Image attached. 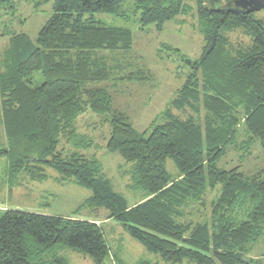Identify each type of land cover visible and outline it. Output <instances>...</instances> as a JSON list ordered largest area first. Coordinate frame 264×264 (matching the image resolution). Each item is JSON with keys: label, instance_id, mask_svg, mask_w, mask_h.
Instances as JSON below:
<instances>
[{"label": "trees", "instance_id": "1", "mask_svg": "<svg viewBox=\"0 0 264 264\" xmlns=\"http://www.w3.org/2000/svg\"><path fill=\"white\" fill-rule=\"evenodd\" d=\"M17 1L22 0H0V9L15 10ZM124 1L54 0L34 40L25 32L9 34L0 60V112L7 138L0 159L7 158V177L41 180L46 169H53L62 181L89 189L84 204L107 209L108 219L166 263L264 264V252L252 256L264 242V159L251 174L239 164L217 166L232 146L244 159L256 143L264 157L263 22L253 12L225 9L234 0H194L200 58L185 59L191 69L186 82L139 131L125 111L113 107L107 81L118 72L116 80L139 83L151 73L141 68L123 73L122 64L114 65L115 52L132 47L133 32L96 17L117 15ZM133 4L140 29L153 24L159 30L190 14L183 0ZM236 32L248 41L232 42L230 33ZM87 112L108 126L106 150L130 164V185L145 191L133 206L100 172L98 160L80 152L89 142L75 122ZM65 144L72 149L64 152ZM167 160L174 162L177 178L167 171ZM211 190L218 195L208 202ZM190 206L202 207L197 219L188 217ZM0 214V264H68L61 253L66 248L95 264L110 255L101 224L94 220L20 209Z\"/></svg>", "mask_w": 264, "mask_h": 264}, {"label": "rangeland", "instance_id": "2", "mask_svg": "<svg viewBox=\"0 0 264 264\" xmlns=\"http://www.w3.org/2000/svg\"><path fill=\"white\" fill-rule=\"evenodd\" d=\"M134 1L125 0L117 15L102 13L97 14L96 17L107 25L129 27L133 32L132 47L126 53L115 52L113 55L114 65L119 68V64H122L126 68L125 71H121L123 73L138 68L147 71V74L148 71L151 73L148 75V79L143 82H121L116 80L121 76L120 73L114 70L115 73L107 81L109 84L107 88L113 98V107L125 111L134 127L141 131L168 105L167 103L175 95V90L184 85L185 79L191 71L190 65L186 63L185 59L188 58L191 61L199 59L203 43L202 35L196 27L194 0H183L189 7V15L181 14L165 22L159 30L153 24H147L144 29H140L134 17ZM53 3L54 0L44 3L42 0H22L16 2L15 10L6 7L0 9V60L3 57V50L9 44V34L13 31L25 32L31 39H35L38 30L50 16ZM253 13L264 24V10L260 9ZM122 15L124 16L122 17ZM124 17L130 19L125 20ZM230 40L232 42L239 40L247 42L248 38L242 33L236 32L230 33ZM75 126L79 134L86 135L87 142H89L88 147L85 150L81 149L80 152L98 160L100 172L111 181L114 189L125 197L128 206L142 201L145 197L144 189L130 185V164L126 163L120 154L110 152L105 148L109 135L108 126L102 125L99 116L93 115L91 112L79 115ZM6 142L2 112H0V148L5 147ZM64 148V152L67 149H72L67 144ZM263 159L261 147L256 143L244 156V159L239 157L236 148L232 146L229 147L217 166L228 169L239 164L242 171L251 174L262 166ZM6 163V157L0 159V213L3 210L20 209L40 214L91 219L97 224H101L110 248L109 257L101 264H118V261L123 264H136L141 260H148L152 264H171L160 260L158 256L145 249L140 242L131 238L116 220L108 219L109 211L107 209L103 207L93 209L88 203L84 204L90 195L89 189L70 180L62 181L53 169H46V179L37 180L23 175L17 177L18 180L9 179L5 173ZM166 168L173 178H177L179 172H177L173 161L167 160ZM207 193L208 202L218 195L214 190ZM201 208L190 206L185 211L191 212L189 218L192 215L194 217H191L192 219H197L198 215H201L199 212ZM262 252H264V242L259 241L254 247L252 256H259V253ZM61 253L68 259V264H95L90 256L72 249L66 248Z\"/></svg>", "mask_w": 264, "mask_h": 264}, {"label": "water", "instance_id": "3", "mask_svg": "<svg viewBox=\"0 0 264 264\" xmlns=\"http://www.w3.org/2000/svg\"><path fill=\"white\" fill-rule=\"evenodd\" d=\"M235 13H246L264 10V0H234L226 3L225 9Z\"/></svg>", "mask_w": 264, "mask_h": 264}]
</instances>
